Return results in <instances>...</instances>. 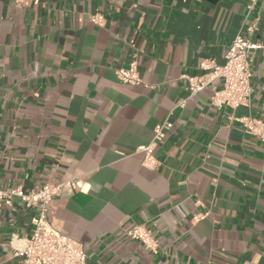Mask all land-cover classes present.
Masks as SVG:
<instances>
[{"label":"crops","instance_id":"obj_1","mask_svg":"<svg viewBox=\"0 0 264 264\" xmlns=\"http://www.w3.org/2000/svg\"><path fill=\"white\" fill-rule=\"evenodd\" d=\"M250 5L0 0V187L80 181L52 199L49 218L88 264H264V139L240 121L264 124V3ZM238 33L263 45L252 96L217 108L211 88L190 94L186 76L224 62ZM133 60L142 82L123 83L116 70ZM171 111L148 167L140 148ZM35 213L0 202V264H18ZM136 224L157 252L127 237Z\"/></svg>","mask_w":264,"mask_h":264},{"label":"built area","instance_id":"obj_2","mask_svg":"<svg viewBox=\"0 0 264 264\" xmlns=\"http://www.w3.org/2000/svg\"><path fill=\"white\" fill-rule=\"evenodd\" d=\"M264 0H251L255 2ZM91 22L102 24L104 18L101 14L90 17ZM263 45L238 33L225 54V60L217 63L205 60L201 63L203 73L198 76H186L187 87L191 95L201 92L209 87L212 89V103L217 108L230 107L236 109L247 106L253 92L251 59L252 52ZM118 79L126 84H139L142 82L138 70V63L133 60L129 66L116 70ZM184 102H180L183 105ZM170 112L169 116L158 123L154 129L152 143L142 146L144 152L143 164L156 167L159 163L153 153V146L166 137L173 127ZM248 133L264 139V124L260 119L250 116L240 118ZM81 187L80 181L67 180L58 184H45L38 190L25 191L22 187L1 188L0 202L11 205L15 198L23 201L27 207L35 209L32 217L33 230L25 239V243L16 249L15 256L18 264H88V254L83 244L76 239L65 235L54 228L50 222V203L55 196L64 192H72ZM197 215L194 219L202 218ZM128 238L138 240L153 252H157L158 242L151 230L145 224H136L127 230ZM19 239L16 235L13 240Z\"/></svg>","mask_w":264,"mask_h":264}]
</instances>
